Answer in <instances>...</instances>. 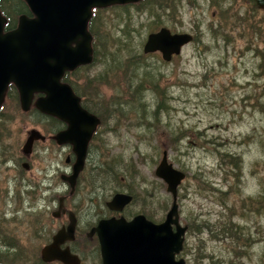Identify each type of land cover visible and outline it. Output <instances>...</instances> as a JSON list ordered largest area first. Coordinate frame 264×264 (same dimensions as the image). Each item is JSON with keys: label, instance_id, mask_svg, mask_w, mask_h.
<instances>
[{"label": "rangeland", "instance_id": "374dc122", "mask_svg": "<svg viewBox=\"0 0 264 264\" xmlns=\"http://www.w3.org/2000/svg\"><path fill=\"white\" fill-rule=\"evenodd\" d=\"M174 3L177 5L173 7L175 12L166 15L169 19L163 15L160 26L152 24L153 13L149 10L140 13L136 7H129L127 12L119 8L100 12L98 22L103 23V28L99 30L102 36L105 35L102 49L111 50L113 55H102V63L95 61L92 66L82 68L70 77L73 81L77 80L79 86L83 78L93 77L105 70L110 58L123 63L118 68L117 79L112 80L115 68L110 67L107 82H94L104 103L120 107L118 101L112 100L115 95L116 99L127 100L126 104L130 106L127 110H132L124 118L109 115V127L114 128L113 123L117 125L115 131H109L104 137L109 146L106 148L110 150L107 155L121 160L118 182L124 183L119 184L116 179L106 183L105 189L100 190L99 202L95 200V207L102 208L103 201H109L117 190L126 193L130 190L137 200L129 211L143 213L139 204L145 195L148 196L143 190L149 192L152 187L155 197L146 198L147 202H151L147 213L152 215L150 221L162 222L172 199L166 191V184L154 175V171L162 152L166 151L168 162L185 174L177 189V204L179 223L186 226L187 231L177 258L183 259L185 264H264V210L261 205L249 207V202H252L248 201L264 191V77L259 68L260 57L255 53V48H264V10L255 8L254 11L253 3L248 0H174ZM224 7V13H221ZM223 17L228 19L225 29L218 24ZM238 17L247 18L248 24L253 27L252 32L259 34L256 42L247 38V29L232 30V22H238ZM124 26L126 31L129 26L142 28L138 34L131 33L133 47L136 41H143L147 34L161 27L176 33H192L195 40L183 47L180 55L168 63L157 54L143 56L139 61L141 64L133 66L132 72L131 68H125L128 55L120 45V41L124 42ZM141 50L140 47V54ZM146 75L152 76L158 89H163L166 95L156 118L159 127L155 129L152 126L149 130L136 124L140 115L136 114V101L134 97H129L131 90L126 87L128 79H132L131 83L135 86ZM95 97L91 98L94 102ZM160 100L151 89L140 96L148 121H152L151 113ZM4 105L0 123H6L9 135L0 146V256L15 252L13 246L16 242L20 245L17 246V253L28 247V254H23L27 263L28 257L31 259L35 252L38 254L60 224L66 222L65 219H53L51 213L57 206L56 196L62 192L68 194L69 188L60 181V171L52 173L49 160L41 158V164L37 163L38 159L35 160L26 173L19 165L14 168L8 164L6 167L3 163L6 148L11 147L12 154L18 158L22 155L19 151L28 131L35 127L32 123L44 122H39L40 116L33 110L23 113L12 93ZM180 130H186V133L177 142V150H172L168 147L170 137ZM196 131L202 133L199 138L195 135ZM98 149L94 144V168L106 162V158L100 157ZM66 151L64 149L63 155L56 160L61 170H66ZM224 153L241 158L239 182L220 162ZM143 155L149 163L140 161ZM150 159L157 160V163L153 166ZM43 164L47 166L48 182L53 188L45 191L41 186V191H31L29 187H22V182H18L19 175H23L21 179L25 184L26 179L38 182L36 179L43 173ZM128 165H133L139 173L134 181H128L131 170ZM81 187L84 189L82 193L91 191L84 182ZM219 191L227 192V195L222 196ZM82 193L68 197L65 206H79L81 221L91 226L97 216L89 213L90 194L85 196ZM164 203H167L165 209ZM35 223L38 228L45 229L43 234L49 237L35 236L32 232ZM205 223L210 229L203 226ZM223 225H238L242 229H237V236L234 237L217 236L215 231ZM48 226L52 232L46 230ZM93 244V240L77 237L74 247L82 256L81 264H99L96 253L91 252ZM31 246L37 247L36 250L31 251ZM1 261L4 264L23 262L11 263L4 258Z\"/></svg>", "mask_w": 264, "mask_h": 264}, {"label": "water", "instance_id": "95a60500", "mask_svg": "<svg viewBox=\"0 0 264 264\" xmlns=\"http://www.w3.org/2000/svg\"><path fill=\"white\" fill-rule=\"evenodd\" d=\"M23 1L33 16L21 15L15 29L4 32L6 18L0 13V105L9 84L16 87L23 112L29 110L35 93L44 95L35 101V108L67 123V129L58 133L55 140L59 145L70 144L76 156L73 173L66 177L73 190L88 142L100 121L81 107L79 97L61 79L65 72L92 61V37L87 30L92 9L141 0ZM255 1L258 8H264V0ZM192 40L189 33H171L169 29L160 28L147 35L142 50L144 54L158 52L162 61L168 63ZM38 139H43L41 134L30 130L21 153L29 155L33 142ZM23 167L28 168L27 164ZM154 175L166 184V191L172 198L165 219L155 224L137 215L129 221L123 217L99 221L91 232L97 236L101 264H185L183 259H175L182 250L187 230L179 223L177 204V189L185 174L168 162L167 152L163 151ZM131 201L130 195L116 193L106 206L121 212ZM61 202L62 199V207ZM74 231L75 217L69 213L67 228L58 230L51 243L41 248V261L81 264L68 247L60 248L66 241L73 240Z\"/></svg>", "mask_w": 264, "mask_h": 264}, {"label": "trees", "instance_id": "16d2710c", "mask_svg": "<svg viewBox=\"0 0 264 264\" xmlns=\"http://www.w3.org/2000/svg\"><path fill=\"white\" fill-rule=\"evenodd\" d=\"M169 2H172L173 6ZM144 4H146V6H144ZM215 5H216V3H215ZM176 6L177 5H176V3H174V0H141L137 3H130V4H124V5H113V6H110L107 8H101V9L100 8H94L91 10L92 14H91L90 20L88 21V31L92 37V42H91V45H92V61L89 65L80 66L72 72H65L63 77H62V81L67 83L72 88L74 94L80 98L81 106L84 109H86L89 113L95 115L99 119L100 123H108V119H109L110 114H112V116H115L116 118L117 117H120V118L123 117L124 118L125 116L128 117L132 110H129V111L127 110V109H130V106L128 105L129 103L126 104L127 100L116 99L115 95H114V98L112 100L118 101L121 104V106L116 108V107H113L111 105H107L106 103H104V101L102 99L99 98V94L97 92V87L94 86L95 81L98 83L107 82L106 75L109 73L107 70L110 67H111L110 69L115 68L114 72L111 74L112 80L117 79L119 76L118 75V71H119L118 68L123 65V63L121 61L114 60L113 58L112 59L110 58V61H109L110 63H107V68L105 70H103L102 72H100L99 74H97L93 77L83 78L82 84H80L79 86L77 85V80L73 81L70 79V77L73 73H76L77 71L81 70L82 68L92 66L93 64H95V61H100L102 63L104 61V60H102V57H103L102 55L107 54L110 57L113 55L111 50H108L107 48L102 49V46H103L104 40H105V35L102 36L101 32L99 30V29L103 28V23L98 22L99 17H100L99 13L102 11H105L106 9H112V8L113 9L119 8V9L123 10V12H127L129 7H136L140 13H143L146 10H149L150 12H152L153 15L150 13L151 17H152V24H154L155 26H160L162 24V16L164 15L166 18H168L166 15L173 14L175 12L174 8ZM225 8L226 7H224L223 10H220L221 13H224ZM253 9H254V11H256L255 7ZM0 13L4 18H6V23L3 26V29L6 32L11 31L12 29H14L17 26L18 18L21 15H26L27 17H32L28 6L26 5V3L23 0H0ZM157 13H159V14H157ZM228 17H229V15H228ZM227 20L228 19H226L225 17H223L222 20H219L218 21L219 27H221L222 29H225L226 24H227ZM238 20H239L238 22H235L233 20L232 23L234 25L232 27V30H235V28H237L238 30L240 28H242V29L245 28L248 31L247 38L251 42L252 41L256 42L258 40L259 34L252 32L253 27H252V25L248 24V19L238 17ZM100 27H102V28H100ZM124 27H125V29L122 30V32H123L122 38H123L124 42L120 41V45L123 46L124 50H126L127 55H128V56H126V62L124 63V65H125L126 69L129 70V68H131L130 70L133 72L132 67L137 66L138 64H141V62H139V61H140V59L143 58V56L145 57V56H149L151 54H144L143 50H141V54H140V52H138V49L140 47H141V49H143V45L145 43L147 36L145 37V39L143 41L140 39L138 41H136L135 47H133L131 45V43L133 41L130 38L132 35L131 33L135 32L138 34V31L142 28L129 26V27H127V31H126V26H124ZM125 32H126V35H125ZM154 32H156V31H154ZM114 41L115 40H113L112 42H114ZM255 53H256V55H259V57H260L259 68H261V71H260L261 76L264 77V48H263V50L255 48ZM131 80L132 79H128V81H127L128 83L126 84V87L129 90H131V92L129 91V93L131 94V96H129V97H134V100L136 101L135 102L136 107L138 109L139 108L142 109V110L137 109L136 110L137 113L135 111V113L137 115H140V117H138L139 121L136 124H138L139 126L144 125L145 126L144 128H146V130L151 129L152 126L155 127V129L158 128L159 123H157L158 121L156 118H157L158 111L162 109L161 105L163 104V99L166 98L164 90L163 89L159 90L157 85L154 83L152 76H149V75L142 77L141 80L135 84V86L133 85V82L131 83ZM147 81H149V82H147ZM147 83L150 87H148ZM149 89H151L153 92H155L159 96V98L161 99L160 102L158 103V105L156 106L155 110L151 113L152 116L150 118L152 119V121H148L146 119V117H147L146 113H145L146 110L144 109L145 105L140 102V96L143 95L144 91L149 90ZM11 93H12V96H14V98L16 99V103L19 105L17 91L12 84H9L6 95H5L3 103H2V107L0 109V116H1V114L5 108L4 103H6L8 98L11 97ZM7 95H8V97H7ZM94 96H96L95 102H94V100L91 99V98H94ZM108 106L110 107L109 110H107ZM164 108L165 107H163V109ZM33 111L35 112V109H33ZM38 115L40 116L39 122L46 121L47 118L45 116L41 115L40 113H38ZM3 118H4V116L2 117V120H3ZM50 119H52V118H49L48 120H50ZM52 120L56 121L55 119H52ZM184 132L186 133V130H180L179 132L176 133L175 136L174 135L171 136L170 142H169L170 145L168 147H171L172 150H177V142L179 141L180 138L184 137V134H185ZM7 135H9L7 125H6V123L2 122V123H0V146L3 143V139ZM195 135H197V138H199V136L202 135V133L200 131H196ZM91 144L99 145L100 148L98 149V152H99L100 157L106 158V162L101 163L102 165L100 164V166H99L100 168L98 167L101 170L102 175L106 174L108 176V178H110L111 180L116 179L118 182L119 181L118 178L120 175L118 173L119 172L118 168H119L121 160L115 159V158L111 159V154H110V157H108L107 154L109 153L110 150L106 148V147H109L107 144L105 146L104 145L105 143L102 144L101 142H99L98 140H95V139L91 141ZM8 149L11 150L10 147H7L5 151L7 152ZM144 158L145 157L143 155L140 158V161L141 162L143 161L146 163ZM150 160H151L150 163H152L153 166H154V164L157 163V160H155V159H150ZM220 162L222 164H224L225 167H228V171L230 172V174L235 177L236 182H239V177L241 175V158L239 156H236V155L224 153L220 158ZM147 163H149V162H147ZM128 167L131 169L129 172V176H127V177H129L128 181L129 180L134 181L135 176L139 177V173L133 165H128ZM147 168L152 170V167H150L148 165H147ZM120 178L125 179L124 177H120ZM118 183L123 184L124 182H118ZM124 186H127V185H124ZM162 186H164V185L162 184ZM147 191H148L147 189L143 190V192L148 194V196L145 195V197L142 198L141 203L139 205L142 207L144 215L150 220V219H152V215L147 213V211H148L147 206L151 205V202H147L146 198L149 197L152 199L153 197H155V191H154V188H152V187H151V191H149V192H147ZM128 192L130 193V195L133 196V198L136 202V200H137L136 195H134L130 190ZM219 193L222 196L227 195V192L219 191ZM248 201L252 202V203L249 202V207L257 208L259 205H261V208L264 210V191L262 194L258 195L256 198H252V197L249 198ZM166 204L167 203H164V206H165V207H163L164 209L167 206ZM208 225L209 224H207V223L203 224V226L205 228L210 229V227ZM237 229L240 230L242 228L239 227L238 225H227V226L223 225L220 227V229L216 230L215 232L217 233V236H220V237H224V236L225 237H234V236H237V233H236ZM42 231H43V229L38 228L37 223H35L32 226V232L38 238L41 236H46L45 234L42 233ZM17 246H20V245L15 242V244L13 246V249L15 250V252L11 253L12 256L7 255L6 253L2 257L0 256V264H4V262L1 261V259H3V258L6 260H9L11 263H14L16 261H23L22 264H45L40 259V251L38 254H37V252H35V254H32L31 259H30V257H28V261L26 263V260L24 259L23 254L24 253L28 254L27 253L28 247H23V249H25V250L19 251L17 253L16 252ZM36 248L37 247L31 246L30 249H31V251H34V250H36ZM29 260H30V262H29ZM211 264H214V263H211Z\"/></svg>", "mask_w": 264, "mask_h": 264}, {"label": "flooded vegetation", "instance_id": "af4514ba", "mask_svg": "<svg viewBox=\"0 0 264 264\" xmlns=\"http://www.w3.org/2000/svg\"><path fill=\"white\" fill-rule=\"evenodd\" d=\"M248 1L252 2L253 6L257 10H260V9L264 10V8H258L257 7V4H256L255 0H248ZM228 6H230V5L228 4ZM162 28H165V27H162ZM166 29H168V28H166ZM4 32H6V31H4ZM151 33H154V32H151ZM171 33H176V32L171 31ZM189 34L192 35V37H193L192 42H193L195 37H194V35L192 33H189ZM91 48H92V45H91ZM154 54L159 55L160 59H161V55L158 52L154 53ZM173 57H176V56H173ZM173 57L171 58V60L173 59ZM61 82L65 83V82L62 81V79H61ZM7 89H8V86H7ZM7 89H6L5 93H4V97L6 95ZM15 89H16V87H15ZM16 91H17V89H16ZM17 94H18V91H17ZM42 96H44V95L40 94V93H35L33 95L32 103H31V106H30L29 110L27 112H23L21 110V108H20V110L23 113H28L29 111H32L33 109H35V113L37 115H38V113H40L41 115H43V116H45L47 118L46 121H44V123H32L33 126H35V127L33 129H30V130H37L41 134L43 139L42 140L38 139V140L33 142L31 153L29 155H27V156H24L21 153V149H20L19 152L22 155L18 156V158L14 157L15 154H12L13 153L12 149L11 150L10 149L7 150L6 155H5L6 157H5L4 161H3V163H6V167H7L8 164H11L14 168L16 167V165H19L20 169H22L24 171V173H26L27 171L31 170V166H32L31 163L32 162H36L35 160L38 159L37 163L41 164V158H42L44 161L49 160V163L51 165L50 166V170L52 171V173H53V171L55 172L56 170H58V171H60L62 173V174H60L59 179H60V181H62L65 184H67V187L69 188V191H68V194H63L64 192H62V194H59L60 196H56V198H57V206L54 207L55 209L52 211L51 217L53 219H56V220H62V219L66 220L65 223H61L60 224L59 228L55 231V233H56L58 230L67 228V226L69 224V213H72L74 215V217H75V231H74L73 240L66 241L64 244H62L60 246V248L64 249V248L68 247L69 250L71 251V253L77 255L80 258L81 263H82V258H81L82 256L80 255V253L74 247V245L76 243V239H77V237L81 236L84 239L93 240L95 245L93 244L92 248L90 247L91 248V252H92V254L96 253L97 260L99 258V264H101V257H100V250H99V244H98L97 236H96V233H94V232L92 233L91 232L93 228H96V226L99 223V221L107 220V219H110L112 217H114L116 219L119 218V217H123L125 220L129 221V220H131L133 217H135L137 215L145 216L140 211H135L133 213L129 211L131 206L134 205L135 200H134L133 196L130 195L129 193H126V191L117 190L114 193V195L116 193L128 194V195H130L132 197V201L128 205H126L121 212H116V211L110 210L106 206V203L108 201L104 202L105 200L103 201L104 206H103V203H102V208L100 206H98V207L96 206L95 207V205H96L95 204L96 203L95 200L96 201L98 200L97 202H99V200H100V190L105 189L106 183L112 182L114 180L113 179L111 180L110 178H108V176L106 174H103L104 176L102 177L101 170L99 169L100 167L99 168L98 167L94 168L93 163H95L96 161L92 157V155L94 153V152H92L94 144H91V141L95 139V140H98L99 142H101L102 144L105 143L104 145L106 146L107 143H106L104 137H105V135L107 133H109V131H115L116 130L117 123H113L115 125L114 128H110L109 127L110 123H99L97 125V127L95 128V131L93 132V134L91 136L90 141L88 142L87 150H86V154H85V158H84V162H83V167H82V170L77 175V178L75 180V184H74V187H73V190H72L71 187L69 186L68 181L66 180V177L71 176L72 173H73V164L75 162L76 156L73 153L72 146L70 144L59 145V144H57V142L55 140V137H56V135L58 133L63 132L64 130L67 129V123L61 121L60 119H57L56 117L43 114V113L39 112L35 108V106H34L35 101L39 97H42ZM3 100H4V98H3ZM18 101H19V107H20L19 94H18ZM2 103H3V101H2ZM2 103L0 105V109L2 107ZM80 105H81V100H80ZM49 118L55 119L56 121H54L52 119L48 120ZM36 127L38 129H35ZM29 131H28V133H29ZM28 133H27V136H28ZM27 136H26V138H27ZM26 138H25L24 142L26 141ZM95 146H96V148L97 147L100 148V146L97 145V144H95ZM64 149H67V151L65 152L66 157H65V160H64V166H65L66 170L65 169L61 170V169L58 168V164H57L56 160H58V158L63 155ZM54 152L56 153V156H55ZM23 164H27L28 168L25 169L23 167ZM19 176H20V180L18 182H22V187L23 186L24 187H29L31 189V191H37V190L41 191L42 190L41 186H44V190L45 191H48L51 188H53V186L51 184H49V182H48L49 181V179H48L49 176H48V173H47V166L44 165V164H43V173H42L41 177L39 179H36L38 182H34V181L31 182V181H29L30 179H26L27 183L25 184L23 179H21V177L23 175L20 174ZM83 182L86 185L89 186V189L91 188L90 189L91 191H87L85 193L81 192V190H84L81 187V183H83ZM78 193H82L85 196H86V194H90V197H89V200H88V202H89V205H88L89 213H93L94 215L97 216V219L91 224V226H89V223L88 224H83V222L81 221L80 207L79 206L73 205L71 208L65 206V202L68 199V197H73L74 195H78ZM40 194H41V192H40ZM60 199H62V202H61L62 207L60 205ZM54 214H55V216H54ZM145 218L147 220H149L146 216H145ZM46 230L49 231V232H52V228L51 227H49V228L46 227ZM43 231L46 232L45 229H43ZM43 231H42V233H43ZM54 234H52L50 236V240L47 243H45L43 246L48 245V244L51 243L52 237H53ZM46 237H49V236L46 235ZM40 251H41V249H40ZM45 264H61V263L55 261V262H50V263H45Z\"/></svg>", "mask_w": 264, "mask_h": 264}]
</instances>
